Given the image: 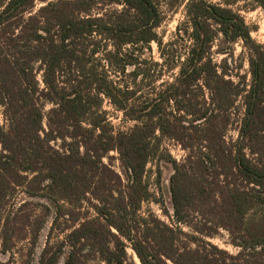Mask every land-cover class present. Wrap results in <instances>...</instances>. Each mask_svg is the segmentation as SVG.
<instances>
[{
    "label": "trees",
    "instance_id": "16d2710c",
    "mask_svg": "<svg viewBox=\"0 0 264 264\" xmlns=\"http://www.w3.org/2000/svg\"><path fill=\"white\" fill-rule=\"evenodd\" d=\"M163 1L185 2L0 0V205L20 189L26 200L46 201V210L57 207L53 225L66 217L73 224L38 264H83L90 256L136 264L128 248L141 264H264V46L240 13L205 0L186 3V20L163 44L156 34ZM152 42L163 61L155 72L145 58ZM237 43L250 81L234 59ZM175 70L163 89L143 94L144 82ZM105 101L136 124L116 131ZM231 127L237 137L228 143ZM161 138L186 151L181 162L165 158L175 227L141 214L153 199L147 165ZM111 152L121 173L104 162ZM156 175L161 190L160 166ZM85 204L96 217L76 214ZM21 208L0 216L4 254ZM37 223L33 240L45 218ZM221 229L240 249L236 256L206 240Z\"/></svg>",
    "mask_w": 264,
    "mask_h": 264
},
{
    "label": "rangeland",
    "instance_id": "374dc122",
    "mask_svg": "<svg viewBox=\"0 0 264 264\" xmlns=\"http://www.w3.org/2000/svg\"><path fill=\"white\" fill-rule=\"evenodd\" d=\"M189 1L190 0H185V2L179 4L176 8H170L169 6H167V2H161L160 9L163 15V22L160 27L156 29V34L163 44L169 43L175 39L177 27L180 26L186 20L185 6L186 3H188ZM205 1L212 4H219L224 7H229L234 11L240 13V15L244 18L245 23L251 30L252 39L255 41L256 44L264 46V8L255 0ZM37 3V8L42 6L41 3ZM233 48L234 59L238 58L239 61L243 62L241 74L247 76L248 81H250L249 64L247 62V57L245 54L246 52L244 51L242 44H234ZM244 54L245 56H243ZM145 58L149 62L153 63V72L160 69L154 67L156 63L162 64L163 62L162 58L160 57L159 47L156 42H152L149 47H147V49L145 50ZM217 60L219 61V58H217ZM176 74L177 70L165 71L161 80L155 81L154 78L147 80L146 82H144V84H142L143 94L148 96L150 95L152 89H163L162 83L172 82ZM127 80L129 81V79ZM50 107L51 106L48 105L46 107V110L48 111ZM103 110L106 111L109 122L112 124L116 131H128L136 124V122L126 119L123 113L117 111L113 106L109 104L108 101L104 102ZM0 123L2 125L5 124L1 107ZM44 127H46V121H44ZM234 128L235 127H231L227 133L226 139L228 143H230L232 140H235L237 137V132L234 130ZM168 155H170L176 161L181 162L186 156V151L175 140H171L168 138L160 139V141L158 142L157 152L154 158H152V160L147 165L146 175L150 184V191L153 194V199L150 202L143 203L141 214L147 216L149 213H153L161 221L165 222L170 226L175 227L176 224L175 219L173 217L169 187V180L171 175L173 174V171L171 165L165 160L166 156ZM104 162L110 164L113 169L116 170L118 173L122 172L120 161L118 159V154L116 152H111L109 158H105ZM159 166L163 174L161 190H159L156 183L157 168ZM156 200H163L166 206L167 213L164 210V207L162 206L161 202H157ZM42 203L46 204V201L26 200L22 190L19 189L13 194L10 199H5V201H3V203L0 205V216H2L3 218L8 215L9 209H18L20 206H22L21 212L17 216L14 245L12 247V250L7 252L6 254H4L3 252L2 239L0 238V264H38L39 256L43 248L47 244L48 246L53 247L65 238V235L67 234V232H69L70 229H68V231H66V233L64 234H62L60 230L62 228H70L71 226H73L70 217L61 219L55 226L52 224L51 219L54 216V213L57 212V207L51 204V210H46L41 206ZM60 204L61 206L65 205L63 203ZM66 209L67 207H64L65 211H67ZM76 212V214H79L78 216L82 218L96 217L95 212L87 204L83 205L80 211ZM27 217L31 218V221L29 223H27L25 220ZM39 218H45V223L43 227H40L37 233V238L33 240L32 235H34L38 227L37 220ZM192 219L194 220V217ZM24 222H26L27 228ZM183 230L187 233L190 232V229L188 227H184ZM206 240L218 247L220 250L225 251L229 256H236L240 250L232 244V238L229 232L223 229L219 230V232L213 238H206ZM127 252L130 259H132L136 264H141L136 254L131 248H128ZM59 264H63V260H61ZM83 264L105 263L101 262L97 258L93 259L92 256H90L89 259L85 257Z\"/></svg>",
    "mask_w": 264,
    "mask_h": 264
}]
</instances>
